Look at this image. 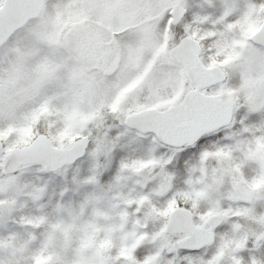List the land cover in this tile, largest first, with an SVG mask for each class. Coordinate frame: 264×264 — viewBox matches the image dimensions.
I'll list each match as a JSON object with an SVG mask.
<instances>
[{
  "label": "snow or ice",
  "instance_id": "obj_1",
  "mask_svg": "<svg viewBox=\"0 0 264 264\" xmlns=\"http://www.w3.org/2000/svg\"><path fill=\"white\" fill-rule=\"evenodd\" d=\"M0 264H264V0H0Z\"/></svg>",
  "mask_w": 264,
  "mask_h": 264
}]
</instances>
